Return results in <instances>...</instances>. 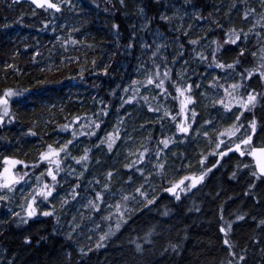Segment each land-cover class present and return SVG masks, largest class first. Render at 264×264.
<instances>
[{
	"label": "trees",
	"instance_id": "1",
	"mask_svg": "<svg viewBox=\"0 0 264 264\" xmlns=\"http://www.w3.org/2000/svg\"><path fill=\"white\" fill-rule=\"evenodd\" d=\"M54 1L60 12L0 0V94L9 88L23 93L9 101L11 123L5 119L0 126V160L7 156L31 165L44 151L43 145L71 140L72 131L97 120L101 109L107 115L97 120L101 127L95 136H78L69 146V156L61 157V167L73 168L75 176L66 180L63 173L58 176L53 196L38 201L36 216L23 223L13 215L15 211L8 214L13 210L1 201L0 264H264V225L260 224L264 178L252 175L255 169L250 163L240 168L234 152L221 158L208 153L215 150V133L229 120L223 107H213L224 97L223 89L211 87L213 78L219 77L227 87L241 82L244 69L260 64L264 0ZM233 29L247 33L239 46L225 43ZM193 40L198 43L192 44ZM213 41L221 45L217 53L221 62L233 63L245 49L240 65L231 70L209 68L210 52L216 48ZM197 53L208 60L201 61ZM157 70L160 78L169 72L164 84L167 95L155 83H146ZM153 79L158 83L154 75ZM244 83L256 92L264 85L257 78ZM188 84L193 86L195 104L186 111L189 115L195 111L196 117L188 121L189 133L182 134L176 124L183 116L172 120L180 107L173 99L174 85ZM214 92L220 97L211 101L209 94ZM239 95L246 98L245 90ZM76 117L80 119L73 124ZM253 118L257 122L253 145L260 146L264 100L252 113L245 112L242 121L247 125ZM208 120L215 122L214 128L205 125ZM65 124L70 125L68 130L62 129ZM115 127L121 139L109 151L101 139ZM205 131L209 137L203 135ZM164 139L170 141L166 148L159 143ZM145 146L149 149L145 159L133 168L125 167L138 161ZM85 148L90 149L88 160L77 164L73 158H80ZM202 157H206L203 167ZM158 164L165 165L162 173ZM206 168L212 170L203 182L180 192L179 200L165 191L170 182L199 176ZM16 170L25 171L20 166ZM28 171V180L32 183L34 178L36 185L31 173L39 175L44 168ZM105 183L110 192L104 194L97 212L87 205ZM141 185L149 199L155 197L154 204L145 207L137 195V201L128 204L134 211L130 218L124 217L127 223L97 248L100 236L116 227L115 216L105 219L115 212L108 205L120 201L121 191L133 195ZM53 210V216L41 214ZM74 225H78L75 230Z\"/></svg>",
	"mask_w": 264,
	"mask_h": 264
},
{
	"label": "snow or ice",
	"instance_id": "2",
	"mask_svg": "<svg viewBox=\"0 0 264 264\" xmlns=\"http://www.w3.org/2000/svg\"><path fill=\"white\" fill-rule=\"evenodd\" d=\"M19 0H13V3H18ZM64 0H61V3H63ZM186 3H189V0H185ZM32 4L37 5V7L40 8H48V9H54L56 12L61 11V6L59 3H54L52 0H31ZM70 3V0H69ZM121 3H123V0H121ZM192 7H195L194 5H190ZM254 11V10H252ZM248 13H245V17H247ZM162 19H168V17H162ZM242 36L244 39H247V33H237L234 29L231 30L228 33V40L225 41L226 44H232V45H238V41H241ZM192 44H197L198 41H191ZM214 44H216V48L213 49L210 52L211 60L208 61V67L212 68L215 67L217 69H234L237 66L240 65V57H243L245 55V49L241 48L239 52V57L234 60L233 63H226L221 62L217 59V53L219 52L221 45L215 41H213ZM259 52L261 54L260 56V64L258 67H253L252 69H244L243 72L240 73V83H233L229 84L227 87L224 86V84H221L219 82V77L213 78V83L211 87L216 89H223L224 97L216 100L213 104V107L215 108L216 105H220L223 107V109L226 112H231L233 108H235L236 111L240 112V115L235 116V120L227 129H224L223 131H218L215 133V150L209 155L213 156H220L224 157L228 155V153L235 152L239 153L240 156H251L255 161V168L258 170L256 172H253L252 175L257 178H264V144L256 147L253 146V135L256 133L257 129V122L256 119L253 118L247 125H245L242 121V117L244 116L245 112H251L252 109L256 107V104L259 102V100H264V92H256L255 89L248 90V86L244 83V81H251L253 78H257L260 80H264V45H262L259 49ZM155 55V53H154ZM201 61H207L208 57H206L202 53H197ZM253 56H256V53H252ZM95 63V61H93ZM159 66H157L158 68ZM83 70L81 71L82 75ZM153 75L158 79V83L154 81ZM161 73L157 70L154 74H150L146 83L148 85H152L155 83V87L157 89H161L165 92L167 95V90L164 89L165 80L169 79V72L165 71L163 73V78H160ZM44 82H41L43 84ZM137 83L136 81H133V84ZM175 86V92L177 93V96L173 97V99L179 100L180 107L179 112L176 116H172V120H176L178 116H183V119L180 120L178 124H176L177 131L182 134H188L191 129V124L188 122L189 119H195L196 113L195 111H186L189 109V105H194L195 101L192 98L191 95V89L192 85L188 84L186 87H180ZM196 87H199V85H196ZM241 89L245 90L246 93V99L244 96H240L239 92ZM27 91V90H25ZM125 91H128L126 88ZM23 95L22 92L13 90L11 88L6 89L3 91L2 94H0V126H2L5 122V117H10L11 113L9 110V101L14 96H21ZM183 97V99H180ZM135 96L132 97L134 99ZM225 98H229L228 102H225ZM147 99V97H145ZM232 100H235V104L232 103ZM131 100L125 101V103H130ZM166 115H170L169 113H165ZM107 112H105L103 109L99 113L96 114L97 120H101L103 116H106ZM80 117H76L75 120L72 121V123H76ZM97 120L90 121L89 125L81 126V129L79 131L73 130L72 131V139L68 140L67 142L60 144L58 141L54 142V144H47L43 145L44 151H41L38 155V158L36 162L29 165L25 163L22 160L11 158V157H3L2 160H0V201H7L8 200V194L14 193L15 190H17V186L23 182L24 184L28 183V179L30 177L28 169H39L41 167L44 168V171L40 172L39 175H36L35 172L31 173L32 176L35 177L36 185L31 188V191L25 193V191L21 190V196L24 199V205H25V212L27 218H32L36 216L37 213V204L39 202L48 201L50 197L53 196V193L55 192L57 186H58V176L61 172L64 171V169L61 167L62 159L61 157H68L69 156V146L73 144L75 140H77L78 136L80 135H87V136H95L97 134L96 130L100 129L101 124L97 122ZM11 123V120L8 121ZM205 125L209 128L215 127V122L212 120L205 121ZM63 130H68L70 127L69 124H65L61 126ZM203 127V126H202ZM30 135L36 136L35 132H29ZM203 135L205 137H209V133L207 131L203 132ZM221 137H227V139H221ZM120 130L118 127H115L112 132L106 133L105 137L101 139V144H107V148L109 151H112L114 144L117 140H120ZM169 140L164 139L159 141V143L163 144L166 148L169 144ZM223 145V149L221 146ZM149 149L145 146L143 151L138 152V161H132V163L125 165L127 168H133L139 161H143L145 159V154L148 153ZM90 152L89 148H85L84 154L76 159L75 162L77 164H86L88 160V153ZM132 155V153H130ZM157 156H159V152H157ZM206 157H202L200 160V164L203 167ZM217 164H219V160H217ZM17 166H20L25 169L23 174L17 175L15 173V169H17ZM216 165H213L215 167ZM165 165L164 164H158L157 168L160 170V172H163ZM245 167H249L248 165H245ZM211 168H206L205 170L201 171L199 176L191 175V176H184L178 181L170 182L171 186L166 188L165 191L175 196L177 200L180 199V192H184L186 190H191L192 188H195L198 184H201L207 175L208 172H210ZM137 171L141 172V175H143V171L140 168H137ZM113 173L109 172L107 174V178L110 180ZM235 175V174H234ZM145 181L147 183V177H145ZM188 182V183H186ZM99 184V181L96 182ZM79 187L77 184L73 190V199H75L76 196V189ZM145 185H141L140 187H137L133 195H125L123 191H121L120 195V201L115 203V205H108L109 209L115 208V212H109V216L105 217V219L111 220L113 216H115V230L109 229V232L105 233L104 235L100 236V242L96 246L97 248L103 246L102 242L105 241L109 236L113 234L114 231H118L122 224H126L127 220L124 219L126 215L129 216L134 211V209H131L128 207V204L130 201H137V195L141 198L138 203L144 204L145 207L147 205L154 204L155 197L152 199H149V195L146 191H144ZM109 185L108 183H105L101 189L100 192H96L95 194V200L89 201L88 207L94 209L95 211H100V204L104 201V194L109 193ZM63 203H67V201H63ZM43 216H53L55 215V211H44L41 213ZM13 215H19L18 213H13ZM239 219H243V217H238ZM75 219V218H74ZM21 222L27 223V219L24 217H21ZM261 225H264V220L260 221ZM78 225L73 226V230L76 229ZM221 231L224 232L225 229L221 228ZM151 235V233L146 234L145 240H148V237ZM150 242V241H149ZM224 244L228 245L229 242L227 239L224 240ZM229 247H231L229 245ZM137 250L141 249L140 244H136ZM83 252V249H81ZM234 255V253H233ZM245 258L243 256L240 257V260H244Z\"/></svg>",
	"mask_w": 264,
	"mask_h": 264
},
{
	"label": "rangeland",
	"instance_id": "3",
	"mask_svg": "<svg viewBox=\"0 0 264 264\" xmlns=\"http://www.w3.org/2000/svg\"><path fill=\"white\" fill-rule=\"evenodd\" d=\"M263 82V81H262ZM264 83V82H263ZM261 92H264V85L262 86L261 88ZM210 98H208L209 100H213L214 98H219V92H214L213 94H209ZM212 97V98H211ZM246 99V98H245ZM226 103L228 102V100L225 101ZM206 103V102H205ZM232 103L235 104V100H232ZM255 109V108H254ZM251 111V113L253 112V110ZM9 110H10V107H9ZM230 114L232 115V117L230 118ZM225 115V113H224ZM237 115H240V112L236 111L235 108H233V110L231 112H227V116L229 118V120H226L225 123H223L224 127L221 128L219 131H223L224 129H227L230 125H232V123L234 122L235 120V116ZM6 119V122H8V119L9 117H5ZM226 119V118H225ZM221 139H227V137H221ZM215 140V139H214ZM215 143V141H214ZM211 152V151H210ZM208 152V153H210ZM235 153V152H234ZM236 154V157H237V160H240L241 161V165H240V168L244 169L245 168V165H247L248 163H250L251 165H253L252 163V160L250 158V156H240L239 153H235ZM219 157V156H217ZM221 158V157H220ZM219 160V158H218ZM64 171L61 172L59 175H61L63 173L64 177H62L64 180H66V178H73L75 176V170L73 168H67L65 166V168L63 167ZM15 173L17 175H20V174H23V173H19L18 170H14ZM28 179V178H26ZM36 181V180H35ZM32 183H34V178L32 180ZM29 180H28V183L27 184H24L23 182H21L20 185L17 186V190L14 191V193H9L8 194V200L7 201H4L5 204L7 205V207H9V210H13V211H9L8 214H12L14 211H18L19 210V217H24L27 219L26 217V212H25V205H24V199L22 198L21 196V190L25 191V193L31 191V188L34 187L35 185L32 184ZM0 194H3V193H0ZM1 203V201H0ZM23 207L22 210H20V208ZM37 207V206H36ZM38 209V208H37ZM41 209V208H40ZM8 210V209H7ZM14 212V213H15Z\"/></svg>",
	"mask_w": 264,
	"mask_h": 264
},
{
	"label": "water",
	"instance_id": "4",
	"mask_svg": "<svg viewBox=\"0 0 264 264\" xmlns=\"http://www.w3.org/2000/svg\"><path fill=\"white\" fill-rule=\"evenodd\" d=\"M12 1H13V0H12ZM22 2L29 3V4L32 5L34 8L40 9V7H37V5L32 4V3H31V0H19L18 3H22ZM52 2H54V1H52ZM54 3H56V2H54ZM45 8H46V7H45ZM46 9H48V8H46ZM49 10H52V11L56 12L54 9H49ZM263 81H264V80H263ZM256 147H258V146H256ZM252 161H253V163H254V169H255V171H258V170L255 168V161H254L253 158H252Z\"/></svg>",
	"mask_w": 264,
	"mask_h": 264
},
{
	"label": "flooded vegetation",
	"instance_id": "5",
	"mask_svg": "<svg viewBox=\"0 0 264 264\" xmlns=\"http://www.w3.org/2000/svg\"><path fill=\"white\" fill-rule=\"evenodd\" d=\"M250 158H251V156H250ZM252 160V159H251ZM252 163H253V161H252ZM254 166V165H253Z\"/></svg>",
	"mask_w": 264,
	"mask_h": 264
}]
</instances>
